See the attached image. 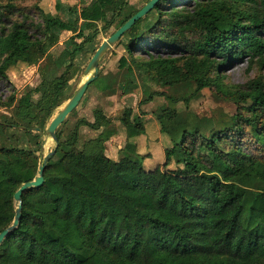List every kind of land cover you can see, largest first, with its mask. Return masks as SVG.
Listing matches in <instances>:
<instances>
[{"label": "trees", "instance_id": "obj_1", "mask_svg": "<svg viewBox=\"0 0 264 264\" xmlns=\"http://www.w3.org/2000/svg\"><path fill=\"white\" fill-rule=\"evenodd\" d=\"M41 1L0 0V80L12 55L40 75L26 94L0 96L9 112L0 119V232L14 220V194L37 175L46 128L75 93L71 81L100 34L115 32L149 0L129 14L132 0H90L53 17ZM63 30L75 34L58 66L46 47ZM124 39L120 68L136 65L158 86L184 89L178 96L153 90L140 102L165 101L152 143L146 113L128 106L118 118L147 139L145 150L165 153L162 175L140 150L108 153L114 118L103 109L71 124L97 78L57 128L44 184L24 191L20 225L0 245V264H264V0H161L115 45ZM140 48L148 57L135 54ZM243 62L247 80L228 82L227 70ZM205 91L234 110L198 114L192 104ZM178 122L185 128H169ZM88 130L95 134L87 138Z\"/></svg>", "mask_w": 264, "mask_h": 264}, {"label": "rangeland", "instance_id": "obj_2", "mask_svg": "<svg viewBox=\"0 0 264 264\" xmlns=\"http://www.w3.org/2000/svg\"><path fill=\"white\" fill-rule=\"evenodd\" d=\"M90 0H42L40 6L45 9L46 13L50 17L56 15L59 11L62 14L71 6H76L77 10L80 12L81 7L86 2ZM84 2V3H83ZM144 0H132L125 14H129L135 7L141 6ZM181 4L191 6L189 1H183ZM65 16V13L63 14ZM79 28H84V21L80 20L78 23ZM102 27V24L99 25ZM115 27L113 26L108 34L101 33L99 39L103 41L106 39L113 31ZM75 33L70 30L61 31L56 38H53L48 43L47 48V57L50 60L62 66L64 62H67L68 51L71 44V38ZM139 32L134 33V37L138 36ZM127 39H124L121 44L114 45L102 58V70H100V75L98 79L94 82L93 85H90V90L86 95L85 99L78 106L76 114L71 119V124L75 123L80 118H87L89 120L94 119V110L96 108L103 109L108 116L114 118L113 123L109 126L113 130L112 137L109 139L108 153L115 156H118V152L121 154L129 155L133 152L144 153L147 159V168L154 169L157 176H161L164 170V165L166 164L165 153L159 148V150H150L146 149V143L149 144L147 139L141 135L135 136L136 131L134 128L125 130L123 125L120 123L118 118L123 114L124 109L128 106H131L134 109L135 115H141L146 113L147 125L150 127L148 129L147 137L150 142H153V119L156 118L157 113L160 111V107L163 102V99H156L148 104L141 105V101L148 97L150 92L153 90H164L172 96H178L183 92L181 86L175 87H161L158 86L155 82L150 80L147 72L143 68H138L134 65L133 70H128V66L125 68L119 67V60L125 54V43ZM147 45H144L146 47ZM136 49V55H143L148 57V54L143 49ZM155 55L157 52H154ZM167 51H162L160 54H167ZM129 60L130 57L128 58ZM90 61L88 57L78 71L75 78L71 81L72 88L77 89L78 86L85 81L91 74H86L85 70ZM248 67L247 63H236L226 72L227 81L231 83H244L248 74L246 73V68ZM3 72L7 79L0 80V96L6 98L11 92H15L17 95H24L30 91L31 86H36L40 82L39 68L38 66H25L22 62L18 61L16 55H12L11 59L5 63L2 67ZM252 74V73H250ZM64 106V105H63ZM61 106L60 109L63 107ZM193 109L200 115H212L213 110L216 108H223L225 111L232 112L234 106L230 103L224 101H218L211 96L209 91H205L204 96L198 102L192 104ZM59 109V110H60ZM56 115V114H55ZM9 112L4 108H0V119H7ZM145 116V115H144ZM151 118V119H150ZM179 127L181 129L185 128L184 123H172L169 125V128ZM88 133L85 136L88 138L89 135H93V131H87ZM128 134V135H127ZM132 139L134 143H126L128 138ZM155 138H159L158 133H155ZM132 141V142H133ZM56 147V141L49 135L44 136V145L42 153L44 155L48 154ZM162 153V154H160ZM160 154V155H159ZM155 155L163 156L160 161L156 159ZM158 156V157H159ZM44 157V156H43Z\"/></svg>", "mask_w": 264, "mask_h": 264}, {"label": "water", "instance_id": "obj_3", "mask_svg": "<svg viewBox=\"0 0 264 264\" xmlns=\"http://www.w3.org/2000/svg\"><path fill=\"white\" fill-rule=\"evenodd\" d=\"M161 0H149L138 12L130 17L122 26H120L115 32L104 39L100 46L97 48L94 55L91 57L87 67L86 74L93 73L85 81H83L76 89L73 96L68 102L60 109V111L53 117L50 124L46 128V134L51 136L56 141V147L54 150L44 155L42 153V161L39 164L38 173L31 181L23 183L20 188L14 194V200L16 205V211L14 220L11 225L0 232V245L4 242L5 238L15 230L19 225L22 217L23 209V193L25 190L33 187L42 186L45 182L44 171L46 164L50 157L56 152L58 144V138L56 135L57 128L64 122L66 117L79 105L83 99L89 85L94 82L100 75V60L102 57L114 47V45L120 40V38L130 30L138 20L149 13ZM38 131L43 132L41 128H37ZM43 150V147H42ZM44 156V157H43Z\"/></svg>", "mask_w": 264, "mask_h": 264}]
</instances>
